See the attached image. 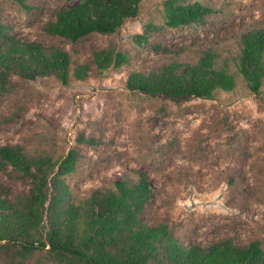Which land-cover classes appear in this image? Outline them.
<instances>
[{"label": "rangeland", "instance_id": "obj_1", "mask_svg": "<svg viewBox=\"0 0 264 264\" xmlns=\"http://www.w3.org/2000/svg\"><path fill=\"white\" fill-rule=\"evenodd\" d=\"M178 1H197L211 12L201 23L172 28L163 25V0H141L137 15L113 33L70 41L43 27L71 0H0V23L8 32L66 50L71 67L91 64L98 49L127 55L122 65L102 72L92 64L84 79L70 77L66 85L52 75H11L0 94V145L53 160L74 150L75 169L62 177L69 202L113 189L118 180L134 183L144 172L151 192L139 214L142 222L167 225L183 245L259 240L264 249V78L252 92L236 66L241 36L264 29V0ZM147 25L146 38L137 43L134 35ZM204 49H212L215 65L233 75L231 90L202 99L126 88L131 71L195 62ZM0 183L11 201L32 186L9 165L0 169ZM7 258L0 250V264ZM27 264L38 263L33 257Z\"/></svg>", "mask_w": 264, "mask_h": 264}, {"label": "trees", "instance_id": "obj_2", "mask_svg": "<svg viewBox=\"0 0 264 264\" xmlns=\"http://www.w3.org/2000/svg\"><path fill=\"white\" fill-rule=\"evenodd\" d=\"M71 1L44 25L46 33L70 41L95 32L113 33L125 19L137 15L141 2ZM163 6V25L172 28L201 23L211 12L197 1L163 0ZM150 28L145 26L134 40L144 41ZM126 60L125 53L104 48L92 52L91 64L71 67L66 50L19 38L0 23V94L7 90L11 75L29 80L52 75L66 85L70 77L84 79L92 64L102 72ZM236 66L249 90L258 92L264 78L263 28L241 36ZM125 85L150 95L208 99L218 89L231 90L234 79L227 69L215 65V52L204 49L195 62H171L147 73L131 71ZM76 161L74 150L53 160L29 157L18 145H0V169L9 165L32 184L28 193L11 201L0 183V250L7 254V264H27L33 257L38 264H264L259 240L243 246L230 240L183 245L167 225L142 222L139 214L151 192L144 172L134 183L118 180L113 189L94 190L78 204L69 202L62 177L74 171Z\"/></svg>", "mask_w": 264, "mask_h": 264}]
</instances>
